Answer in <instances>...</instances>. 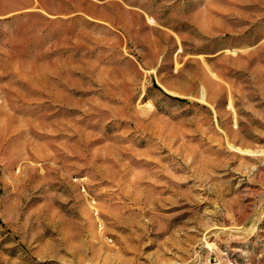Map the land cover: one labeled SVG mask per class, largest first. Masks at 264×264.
I'll return each instance as SVG.
<instances>
[{
	"label": "rangeland",
	"instance_id": "obj_1",
	"mask_svg": "<svg viewBox=\"0 0 264 264\" xmlns=\"http://www.w3.org/2000/svg\"><path fill=\"white\" fill-rule=\"evenodd\" d=\"M264 264V0H0V264Z\"/></svg>",
	"mask_w": 264,
	"mask_h": 264
},
{
	"label": "built area",
	"instance_id": "obj_2",
	"mask_svg": "<svg viewBox=\"0 0 264 264\" xmlns=\"http://www.w3.org/2000/svg\"><path fill=\"white\" fill-rule=\"evenodd\" d=\"M212 264H219L217 261L212 262Z\"/></svg>",
	"mask_w": 264,
	"mask_h": 264
}]
</instances>
